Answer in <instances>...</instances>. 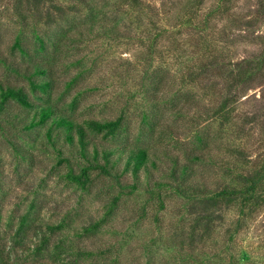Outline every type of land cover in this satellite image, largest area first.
<instances>
[{
	"label": "rangeland",
	"instance_id": "obj_1",
	"mask_svg": "<svg viewBox=\"0 0 264 264\" xmlns=\"http://www.w3.org/2000/svg\"><path fill=\"white\" fill-rule=\"evenodd\" d=\"M18 1L0 0V56L6 61L0 62V82L24 86L36 109L49 101L78 123L125 116L127 132L108 138L90 132L92 140L100 152L146 148L158 163L150 168L153 180H170L174 158L186 161L183 146L195 145L197 129L209 138L211 157L232 162L234 149L243 142L238 124L222 128L211 113L226 82L220 70L210 67L202 73L201 68L215 60L229 64L263 48L264 15L259 13L264 0H233L231 11L212 18L206 30L195 26L203 24L219 0H206L200 8L195 0H142V13L121 0H87L101 12L93 31L84 13L72 9H78L75 0ZM58 5L64 18L85 25L66 26L58 17ZM190 15H197L194 25L185 23ZM157 29L163 31L154 42ZM18 35L29 54L13 49ZM38 62L50 66L53 82L49 93L38 90L35 96L29 80L10 66L24 73ZM152 71L162 77V85L147 98L142 84ZM192 77L195 83L189 84ZM244 95L241 112L254 116L246 124L251 140L245 145L256 155L264 135V79L252 82ZM175 97L177 106L171 103ZM179 106L186 111L183 115L177 113ZM36 109L17 107L12 112L21 110L23 122L0 123V253L9 264H196L182 260L181 199L165 193L162 209L144 190L130 192L99 169L90 170L91 181L81 186L71 173H80L89 161L77 147L56 136V130L48 138V125L24 129ZM149 109L159 124L154 131L142 122ZM160 123L171 124L179 137L172 138ZM99 160L104 162L101 156ZM125 161L122 155L112 171L122 172ZM194 167L196 175L219 186V167L206 162ZM148 179L142 171L141 188ZM133 180L128 172L121 181ZM237 219L236 207L226 210V229ZM217 233L222 246L228 237L225 227ZM234 251L235 256L247 252L246 264H264V209L244 223Z\"/></svg>",
	"mask_w": 264,
	"mask_h": 264
},
{
	"label": "trees",
	"instance_id": "obj_2",
	"mask_svg": "<svg viewBox=\"0 0 264 264\" xmlns=\"http://www.w3.org/2000/svg\"><path fill=\"white\" fill-rule=\"evenodd\" d=\"M23 1L19 0L18 2L22 4ZM25 1L32 3L35 1L42 2L43 0ZM101 1L107 2L108 0ZM205 1L195 0V4L200 8ZM232 2L233 0H219L216 6L205 14L203 24L199 21L195 27L198 30L202 28L206 30V26L212 18L224 17L225 14L231 11ZM121 3L129 6L135 12L142 13L144 11L142 10V0H121ZM77 4L79 5L78 9H72L84 13L85 22L88 26H91V31H93L95 26L98 25L100 10L87 0H75L74 5ZM56 9L60 14L58 15L59 19L63 20L66 26L85 25H75L76 21L73 22V20L64 18L63 6L58 5ZM259 15H264V11L260 12ZM196 18L197 15H190L185 23L194 25ZM139 26H142V20L139 21ZM162 31L157 29L153 39L154 42H156ZM38 37L42 40V37ZM41 46L45 48L43 42ZM13 49H19L24 55L29 54L21 35L17 36ZM0 62L4 63L6 61L0 56ZM210 67L220 70L226 85L218 105H215L212 111L209 109L201 113H210L211 111L212 117L220 121L222 128L229 122H236L240 130L238 139L243 141L242 145H237L234 149L232 162L219 157H211L210 151L207 149L209 138L206 134L201 133L200 129H197L194 131L196 142L194 146L192 145L193 148L183 146V150L187 148L184 151L186 161L180 162L179 156H176V159L174 158L173 166L168 174L170 180L151 179L150 168H158V163L151 157L146 148L114 147L100 152L97 143L92 140L90 132L102 134L105 138L115 137L119 131L122 135L128 130V123L123 115H120L117 119H89L85 123H78L49 101L36 109L35 101L30 99L29 92L24 86L19 87L0 82V123L6 121L13 125L23 122L24 118L20 116L23 115L21 110L16 111L19 112L16 114L12 112L17 107L22 110L36 109L31 121L24 122V129L29 131L39 125H48V138L51 139L54 136L53 132L56 130V136H63L65 142L77 147L82 157L89 161V164L83 167L80 173H71L72 179L81 186L86 187L91 181L90 170L99 169L101 173L120 180V187L131 189L130 192L139 189L144 190L150 196V199H155L159 203L162 209L165 207L166 202L163 198L165 193L177 196L183 201L181 210L184 211L182 233L185 245H182V247H186V253L182 255V260L191 259L196 264H246L249 260V257L246 258V251L235 256V237L241 234L247 220L253 221L264 209V135L261 137L256 149L257 154L254 155L251 151L247 152L248 149L245 144L251 138L246 124L250 120L249 116H252V118L254 116L247 112L242 113L239 103L244 102V93L252 82L264 79V46L257 53L241 60H231L229 64L217 60L211 64H205L201 68L202 73H208ZM10 68L29 80L31 90L35 96L38 90L49 93L53 81L48 64L44 62L35 63L33 69H27L24 73L20 71L19 67L10 66ZM153 71L148 75L147 81L142 84L144 86L143 92H145L147 98H150V95L154 91H158L161 88L160 85H162V77H159ZM188 83H195V77H192ZM176 97L171 102L173 106L178 105ZM152 106L156 107L157 102H153ZM183 109L181 106L177 113L183 115L186 112ZM142 122L148 131H154L159 125L155 122L150 109L143 113ZM160 125L175 140L179 137L177 132L171 128V124L160 123ZM252 135L254 136L253 133ZM91 145H93L92 154H90ZM14 146H16L15 143ZM115 155H118V158H114ZM122 155H126L124 168L122 172L115 174L112 170L115 169ZM100 156L104 160L103 163H100ZM197 162L215 164L221 169L222 178L218 181L219 186L213 187L206 178L195 174L194 164ZM142 171L147 172L149 179L145 186L141 188V185H144L141 181ZM128 172H131L134 180L131 184H124L121 180L123 175ZM231 207L237 208L238 219L226 229V210H230ZM155 219L158 221V218ZM224 227L228 237L224 240L222 246H219L220 241L217 238L220 239V237L217 232ZM209 243H213L214 248L212 250L211 245H208ZM0 264H9L1 253Z\"/></svg>",
	"mask_w": 264,
	"mask_h": 264
}]
</instances>
